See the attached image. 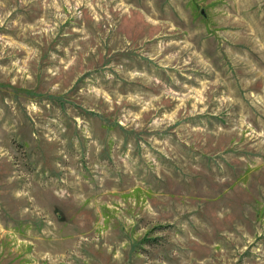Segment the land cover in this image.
<instances>
[{
    "label": "rangeland",
    "instance_id": "1",
    "mask_svg": "<svg viewBox=\"0 0 264 264\" xmlns=\"http://www.w3.org/2000/svg\"><path fill=\"white\" fill-rule=\"evenodd\" d=\"M0 264H264V0H0Z\"/></svg>",
    "mask_w": 264,
    "mask_h": 264
}]
</instances>
